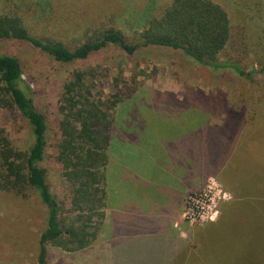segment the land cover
<instances>
[{
	"label": "trees",
	"instance_id": "1",
	"mask_svg": "<svg viewBox=\"0 0 264 264\" xmlns=\"http://www.w3.org/2000/svg\"><path fill=\"white\" fill-rule=\"evenodd\" d=\"M146 1L143 0V5ZM163 1L148 0L141 13L142 30L130 42L123 32L114 28L82 29L87 23L79 27L64 25L65 32L61 33L72 34L71 38L42 37L35 31L34 27L39 25L31 20L33 14L28 11L31 7L32 11L36 10L34 4L40 7L49 1L30 0V7L27 0H0V40L27 42L60 62L86 59L108 45L129 55L147 46H164L182 50L200 65L213 70L230 67L244 75L237 64L219 59L231 28L230 16L219 4L211 0ZM260 9L257 16L264 21V5ZM260 30L263 34L264 30ZM77 32H80L78 36ZM261 49L264 51L263 46ZM192 92L204 101L203 112L224 107L217 98L197 90ZM112 99L105 104L96 97L84 72L79 70H74L63 83L58 100L59 138L55 157L61 166L64 192L60 198L56 197L40 166L47 145L44 116L33 105L19 60L0 53V113L4 108L17 110L33 138L31 145L22 149L0 128V191L5 198L13 197L17 202L27 198L31 191L45 209L44 228L32 242L36 264H47L46 245L64 251L81 250L103 234L107 151H111V128L124 97L113 95ZM175 102L172 103L182 107L183 101ZM182 111L178 115H186ZM225 113L224 124L207 126L202 132L194 131L187 137L194 173L198 170L218 175L224 188L233 195L221 202L219 218L192 225L187 238L152 230L137 238L113 240L114 264H264V166L251 164L255 157L256 162H260V157L264 159V152L252 141L258 136L262 145L264 124L258 121L259 114L246 107H229ZM238 129H242L241 141H237L240 137L233 136ZM228 169L235 170L226 175ZM209 228H213L215 235L216 231L225 230L227 234L224 239L218 238L219 243L209 245L205 236Z\"/></svg>",
	"mask_w": 264,
	"mask_h": 264
},
{
	"label": "rangeland",
	"instance_id": "2",
	"mask_svg": "<svg viewBox=\"0 0 264 264\" xmlns=\"http://www.w3.org/2000/svg\"><path fill=\"white\" fill-rule=\"evenodd\" d=\"M27 1L31 7L30 0ZM47 1L48 4H41L40 7L34 4L36 10L32 11L31 7L28 11L33 14L31 20L39 25L34 27L35 31L42 37L57 40L71 38L72 34L64 36L61 33L66 29L64 25L79 27L87 23L82 29L114 28L123 32L130 42L137 39L142 30L141 13L148 2L147 0L143 5V0ZM170 1L164 0L163 3ZM211 1L219 4L231 19L230 38L219 59L222 62L237 64L244 75L230 67L213 70L200 65L182 50L164 46H147L129 55L116 46L108 45L90 54L86 59L60 62L27 42L0 40V53L19 60L22 78L31 90L33 105L44 116L47 145L45 159L40 166L45 170L47 182L56 197L60 198L64 192L61 166L55 157V144L59 138L58 100L63 83L74 70L84 72L87 84L92 85V93L100 97L105 104L113 100V95L124 97L114 120L117 129L124 134L120 142H117L119 135L114 131L111 145L112 153L122 155L124 163H128L125 158L131 149L147 147L146 141H149L150 137L149 129L143 125L146 117L156 120L169 114H179L180 110H183L182 114L194 116L193 128L205 125L220 126L224 124V114L229 107H246L248 111L259 114L261 117L258 121L264 124V51L261 49L264 47V32L262 34L260 30H264V21L257 16L264 0ZM80 32H77V36ZM192 90L217 98L220 100L218 103L224 105L223 110L219 107V111L213 108L209 113L203 112L204 101ZM173 101H183L182 107L173 104ZM184 102L189 106L185 107ZM170 119L171 117L166 118ZM0 128L19 148L25 149L31 145L33 138L30 129L14 108L2 109ZM239 132H242V129L233 134L234 138L240 137L237 141L242 139ZM139 136L142 140H137ZM257 139L258 136L252 141L257 142L260 151L264 152V141L261 145ZM258 163L263 167L264 159L260 157V162H256L255 157L251 164L255 167ZM234 170L228 169L225 174ZM255 178L256 173L253 175L254 181ZM190 196L200 204L198 212L188 207L187 200ZM6 197L0 191V264H36L32 242L44 228L45 209L37 195L31 191L27 198L18 202L13 197ZM231 198L232 193L224 188L218 175L207 174L195 179L194 188L185 194L180 213L173 224L174 233L187 238L192 225L216 221L220 216L221 202ZM213 228L205 232L208 238L206 243L209 245L219 243L218 238L224 239L227 234L225 230L216 231L215 235ZM99 238L101 240L98 239L89 247L77 250L90 251L92 254L90 259L80 261V264H92V259L95 260L94 264H113L110 261V251L104 250L102 234ZM47 247L53 248L55 254L61 252L51 245H46V250ZM65 255L69 256L67 253ZM47 264H78V259L69 263L67 260L57 261V257L49 261L47 257Z\"/></svg>",
	"mask_w": 264,
	"mask_h": 264
},
{
	"label": "crops",
	"instance_id": "3",
	"mask_svg": "<svg viewBox=\"0 0 264 264\" xmlns=\"http://www.w3.org/2000/svg\"><path fill=\"white\" fill-rule=\"evenodd\" d=\"M167 117L171 119L166 120ZM193 117L188 114H169L156 120L146 117L143 125L149 129L150 137L146 141L147 147L131 149L125 158L128 163H124L122 155L113 154L108 149L102 236L104 250L110 251V261L113 264L114 254L116 255L113 240L125 241L152 230L160 234L168 231L178 237L173 231V224L180 213L184 196L194 188L195 179L209 175L208 172L193 171L190 157L193 153L187 137L194 131L202 132L208 126L193 128ZM117 128L114 123L111 135L116 131L121 139L124 133ZM137 140L142 139L139 136ZM56 249L61 252L55 254L53 248L47 247L46 262L47 257L49 261L57 257V261L67 260L69 263L78 259L80 264V261L83 262L92 255L90 251ZM106 257L107 254L104 255L105 260ZM94 263L95 260L92 259V264Z\"/></svg>",
	"mask_w": 264,
	"mask_h": 264
},
{
	"label": "built area",
	"instance_id": "4",
	"mask_svg": "<svg viewBox=\"0 0 264 264\" xmlns=\"http://www.w3.org/2000/svg\"><path fill=\"white\" fill-rule=\"evenodd\" d=\"M187 203H188V207H189L190 209H193V210H195L196 212L199 211L200 204L198 203V201H197L194 197L190 196V197L188 198V200H187Z\"/></svg>",
	"mask_w": 264,
	"mask_h": 264
}]
</instances>
